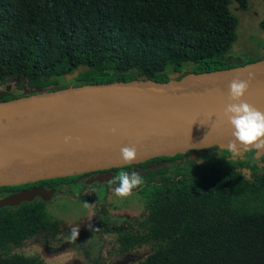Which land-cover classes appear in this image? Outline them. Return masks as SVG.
Segmentation results:
<instances>
[{
	"label": "trees",
	"instance_id": "trees-1",
	"mask_svg": "<svg viewBox=\"0 0 264 264\" xmlns=\"http://www.w3.org/2000/svg\"><path fill=\"white\" fill-rule=\"evenodd\" d=\"M230 2L244 10L247 0H0V85L16 79L22 89L3 90L0 101L87 84L166 82L170 73L179 79L264 59V43L256 57L227 59L237 24ZM214 151L229 150L113 169L115 177L127 171L144 180L136 188L143 212L135 243L149 252L128 264H264V151L248 177L243 161L211 162ZM115 177L107 186H117ZM69 178L33 185L53 188ZM45 206L35 198L0 208V264H43L12 251L60 232Z\"/></svg>",
	"mask_w": 264,
	"mask_h": 264
},
{
	"label": "water",
	"instance_id": "water-1",
	"mask_svg": "<svg viewBox=\"0 0 264 264\" xmlns=\"http://www.w3.org/2000/svg\"><path fill=\"white\" fill-rule=\"evenodd\" d=\"M178 75L166 82L87 84L0 101V187L186 152L192 157L197 150L213 147L228 150L233 137L223 112L230 102L229 84L236 78L250 81L243 100L264 112V59L177 79ZM65 137L72 141L65 143ZM123 147L137 149L133 162L122 161ZM238 150L244 149L238 145ZM52 192L41 187L22 190L0 199V208L36 196L47 200Z\"/></svg>",
	"mask_w": 264,
	"mask_h": 264
},
{
	"label": "rangeland",
	"instance_id": "rangeland-1",
	"mask_svg": "<svg viewBox=\"0 0 264 264\" xmlns=\"http://www.w3.org/2000/svg\"><path fill=\"white\" fill-rule=\"evenodd\" d=\"M228 9L236 18L237 24L235 40L228 52L227 59H237L243 62L248 58L258 56L262 52L264 43L263 35L258 27L263 11L262 1L247 0L244 10H240L237 4L230 2ZM190 67L188 65L186 69H190ZM80 70L78 69L76 72ZM174 75L175 73H170L169 77L172 78ZM3 90L15 95L22 91L16 79L0 85V93ZM240 151L238 150V155H241ZM251 152L254 155L259 153L255 150H251ZM222 154L228 156L226 161L231 159L232 153L230 151ZM83 190V187L79 189L75 186V188L71 189L74 197L56 195L46 201L45 209L47 215L60 223V232L53 239L38 235L26 241L21 248L14 249L12 252L25 257H36L43 264H88L92 260V254L88 257L84 256L83 250L86 247L88 250L96 249L95 251L98 252V255L103 256L104 259L101 264L116 261V252L114 250L117 249V244L115 243V237L92 238L91 236L90 226L92 219H97L95 211L99 209L100 203L90 199V191L88 189ZM81 191L83 192L81 193ZM103 203L106 216H110L108 221L115 224L123 218L128 220L137 218L143 212L141 198L135 191L130 197L121 199L116 197L113 189H110ZM73 228L79 229L77 239H71L69 236ZM90 237L94 240H91ZM148 252V247L143 246L137 249L133 255L139 259L145 257Z\"/></svg>",
	"mask_w": 264,
	"mask_h": 264
},
{
	"label": "flooded vegetation",
	"instance_id": "flooded-vegetation-1",
	"mask_svg": "<svg viewBox=\"0 0 264 264\" xmlns=\"http://www.w3.org/2000/svg\"><path fill=\"white\" fill-rule=\"evenodd\" d=\"M199 151V150H197ZM226 152V151H225ZM241 155H236V156H231V159L226 161L228 159L227 155H224L222 153L224 152H219V151H214L212 154L211 160L213 162H222V163H227V162H235V161H243L244 166L240 167V170L242 173H245L246 177L249 176V170L248 168L250 167H259L258 164V154H253L250 151L245 152V151H240ZM196 154V151H195ZM195 154L191 157L186 155L184 157L185 160L191 161ZM209 154V155H211ZM188 157V159L186 158ZM252 157V159H250ZM247 168V169H246ZM112 169L108 170H103V171H97V172H90V173H85L77 176H71V178L66 179V180H61L58 181L53 188H46L45 185H33V184H26V185H20V186H6V187H0V199L7 197L11 194H15L17 192H20L22 190H27L30 188L34 187H41L46 191L52 190V194L50 197H48L47 200L52 199L56 195L59 196H71L74 197V194L71 193V189L75 186H77L79 189L81 187L85 189H88L90 191V199L99 202L100 207L98 210L95 211V214L97 215V219L93 220L90 226V231H91V236L92 238L94 237H106V236H114L115 237V243L117 244V249L114 250L116 253L114 262L108 263V264H117V263H123L128 264V263H134L142 258H137L135 255V251L143 246L146 245H137L135 243V240L139 237V233L142 231L141 228H139L138 222H139V217L140 214L137 216V218H133L131 220H128L126 218L121 219L117 224L114 222L108 221L110 216H106V211H105V197L109 193L110 189H115L111 186H107L110 184L112 180H114V177L116 175V172ZM248 172V174H246ZM98 178L101 179V182H98ZM83 182V184H82ZM85 182V183H84ZM83 190V191H84ZM81 191V193L83 192ZM137 193V189H134ZM79 193V192H78ZM80 193V194H81ZM138 194V193H137ZM139 195V194H138ZM35 198H39L41 201L45 202L47 200H42L40 197L36 196ZM32 199V200H33ZM31 200V201H32ZM3 208V207H2ZM95 215V216H96ZM104 217V218H102ZM38 235L33 236L36 237ZM31 238V239H33ZM49 238V237H47ZM90 237L91 240H94ZM53 239V238H49ZM148 247V246H146ZM94 250H88L86 247L83 250V254L85 257L91 256L92 260L98 259L102 261L104 258L103 256H99L98 252ZM148 254V253H147ZM146 254V255H147ZM145 255V256H146ZM120 257V258H119ZM144 258V257H143ZM102 263V262H101ZM100 263V264H101Z\"/></svg>",
	"mask_w": 264,
	"mask_h": 264
},
{
	"label": "clouds",
	"instance_id": "clouds-1",
	"mask_svg": "<svg viewBox=\"0 0 264 264\" xmlns=\"http://www.w3.org/2000/svg\"><path fill=\"white\" fill-rule=\"evenodd\" d=\"M250 81L233 79L229 84V103L224 109L223 117L231 127L233 139L228 143V150L233 156L238 155L239 145L245 152L255 150L264 151V112L243 100L249 89ZM194 124V123H193ZM114 134L116 129L111 130ZM206 139V138H205ZM72 137H65V143H70ZM122 161L131 163L137 158L135 147H123L120 150ZM115 195L118 198H128L133 194V190L144 183V180L137 173L121 171L115 177ZM79 229H71L70 238L77 239Z\"/></svg>",
	"mask_w": 264,
	"mask_h": 264
}]
</instances>
